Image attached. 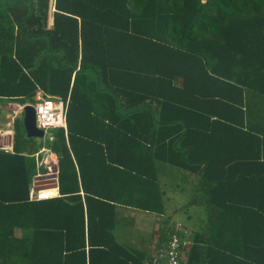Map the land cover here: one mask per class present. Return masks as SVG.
Masks as SVG:
<instances>
[{"label":"trees","instance_id":"1","mask_svg":"<svg viewBox=\"0 0 264 264\" xmlns=\"http://www.w3.org/2000/svg\"><path fill=\"white\" fill-rule=\"evenodd\" d=\"M38 91L68 101L45 148L57 195L31 198L47 156L21 112L0 150V264H143L196 208L185 264H264V0H0V100ZM120 208L167 226L150 253L116 241Z\"/></svg>","mask_w":264,"mask_h":264},{"label":"rangeland","instance_id":"2","mask_svg":"<svg viewBox=\"0 0 264 264\" xmlns=\"http://www.w3.org/2000/svg\"><path fill=\"white\" fill-rule=\"evenodd\" d=\"M50 25L51 24L49 21V26ZM4 103H5L4 101L0 100V118L4 117L6 113L11 114L10 112H6L3 110L2 105ZM12 136H13V133L11 134V137ZM8 139L9 137L5 136L1 140L2 142L0 146L7 145ZM32 139L35 140L37 143H42L44 145L43 150H46L45 148H46L47 142L48 140H50L49 131L48 133L45 134L44 138L42 139H35V138H32ZM44 155L47 156L48 154L44 152ZM45 159L46 157H44L43 160L41 159L40 161L36 162V170L34 172L36 173V176H34V182H33L34 187L32 189V192H34L33 198H38L37 197L38 194L36 191L47 190V189L52 188L53 186V182L51 179L53 177L52 174L54 170L53 169L45 170L47 168L46 166L51 168L50 167L51 164H47V161L45 162ZM170 169L175 172L177 171L174 168H170ZM48 173H49V176H48ZM174 184L180 185L179 182L171 181L167 190L171 196H174L177 205H181V207L183 205L185 206L187 203V200L189 199V195L186 192H181L179 189H175ZM44 194L46 195L47 193H44ZM191 212H194L196 214L199 213V211L198 210L196 211L195 209H192ZM189 214H191L189 211L188 212L184 210L183 212L177 211L176 213L171 214L172 215L171 220L173 222H177V223L179 222L183 226H185L186 224L189 228H192L193 220L189 221L188 218H186L187 215ZM198 216L200 217L201 215H196V218ZM172 221L170 222L169 225L173 224ZM194 221H195V215H194ZM159 225L166 226L161 222V219H159L153 214H145L142 211H134V210L129 211L124 208H120L118 210V222L114 230V236L118 243L124 246H130V247L141 250V249H144V247H147V242H149L151 239L154 240L157 238L156 227L158 226L157 228H159Z\"/></svg>","mask_w":264,"mask_h":264},{"label":"built area","instance_id":"3","mask_svg":"<svg viewBox=\"0 0 264 264\" xmlns=\"http://www.w3.org/2000/svg\"><path fill=\"white\" fill-rule=\"evenodd\" d=\"M67 104L68 101H63L60 98L52 97L38 91L35 97V103L25 105H31L34 108L36 127L44 133H48V131L54 128H66L65 117ZM25 105L21 106L17 104L18 111L15 112L16 116L20 115L22 107ZM7 142H10L9 146H1V149L11 150V136ZM31 198H33L32 194ZM169 228L171 229V233H168L166 243L156 249L153 256L145 260L143 264H185L188 252L192 246V236L189 230L179 222L170 225Z\"/></svg>","mask_w":264,"mask_h":264},{"label":"crops","instance_id":"4","mask_svg":"<svg viewBox=\"0 0 264 264\" xmlns=\"http://www.w3.org/2000/svg\"><path fill=\"white\" fill-rule=\"evenodd\" d=\"M15 107V108H14ZM2 108H3V110L4 111H6V112H10L11 114H8V113H6L5 114V116L4 117H2V118H0V144H1V140L5 137V136H7V137H9V139H10V136H11V134L13 133L14 134V132H13V121H14V119L16 118V117H18L19 115H15V112L16 111H18V106H17V104H11V103H4L3 105H2ZM259 122H261V121H259ZM263 122V123H262ZM261 123V126H259V128H254V132L256 133V134H264V120L262 121ZM9 144H10V142H8V144H7V147L9 146ZM12 147H13V136H12V142H11V150H8L9 152H11L12 151ZM0 150H3V149H1V146H0ZM4 151H7V150H4ZM47 150H42V151H40V153H44V152H46ZM48 153V152H47ZM51 157V160L52 161H50L49 163H47V164H51L50 165V167L51 168H49L48 166H46L44 169L45 170H51V169H53L54 171H53V174H52V176L55 174L56 175V178L54 179L53 177H52V182H53V186H52V188H50V189H47V190H41V191H36L37 192V194H38V197L39 198H42V197H53V196H56L57 195V165H56V156L54 155V154H51V153H49L48 155H47V157H46V159H45V162L46 161H48V157ZM46 164V165H47ZM44 170V171H45ZM46 172V171H45ZM48 176H49V173H48ZM35 185V184H34ZM34 187V186H33ZM44 193H47L46 195L44 194ZM31 194L33 195L34 194V192H31ZM175 200V199H174ZM175 203H176V201H175ZM179 207H181V205H177V204H175V205H173L172 206V209H177V208H179ZM171 208H169V210L167 211V213L168 214H170L171 212H173V210H172ZM192 210V209H191ZM191 210H189V212L190 213H194V212H191ZM196 211L198 210L197 208L195 209ZM180 212H183V210H180ZM146 214V213H145ZM172 223H173V221H172ZM169 225V224H168ZM172 225V224H171ZM158 227V226H157ZM156 227V231H157V234H156V236H158V234H159V232H160V229L161 228H163V229H166V227L167 226H160L159 225V228H157ZM153 238V237H152ZM158 245V241H157V238L156 239H151L149 242H147V247H144V249H141V251H143V252H146V253H150L151 252V250L153 249V246L154 245Z\"/></svg>","mask_w":264,"mask_h":264},{"label":"water","instance_id":"5","mask_svg":"<svg viewBox=\"0 0 264 264\" xmlns=\"http://www.w3.org/2000/svg\"><path fill=\"white\" fill-rule=\"evenodd\" d=\"M50 24H52V21H50ZM22 124L27 138H35V139L44 138L46 133H44L42 130L36 127L35 110L31 105H25L22 107ZM53 178L54 179L56 178L55 174L53 175ZM42 199H46V198H42Z\"/></svg>","mask_w":264,"mask_h":264},{"label":"bare ground","instance_id":"6","mask_svg":"<svg viewBox=\"0 0 264 264\" xmlns=\"http://www.w3.org/2000/svg\"><path fill=\"white\" fill-rule=\"evenodd\" d=\"M54 197V196H53ZM39 198V197H38ZM42 198H49V197H42ZM42 198H39V199H42Z\"/></svg>","mask_w":264,"mask_h":264}]
</instances>
